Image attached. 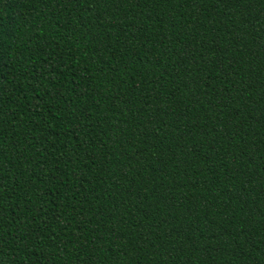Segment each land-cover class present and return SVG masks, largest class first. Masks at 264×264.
<instances>
[{"label": "trees", "instance_id": "trees-1", "mask_svg": "<svg viewBox=\"0 0 264 264\" xmlns=\"http://www.w3.org/2000/svg\"><path fill=\"white\" fill-rule=\"evenodd\" d=\"M0 264H264V0H0Z\"/></svg>", "mask_w": 264, "mask_h": 264}]
</instances>
